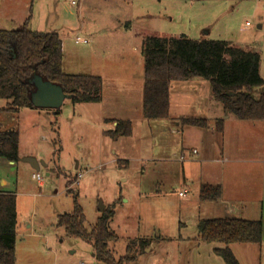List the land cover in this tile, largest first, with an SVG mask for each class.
<instances>
[{
    "label": "rangeland",
    "instance_id": "obj_1",
    "mask_svg": "<svg viewBox=\"0 0 264 264\" xmlns=\"http://www.w3.org/2000/svg\"><path fill=\"white\" fill-rule=\"evenodd\" d=\"M75 3L0 0V29L11 25L8 19L18 20L25 11L31 23L28 30L55 28L61 34L65 67L73 68L75 75L101 67L103 71H116L117 77L110 80L130 84L133 78L137 85L140 75L144 79L142 51L149 37L185 34L193 40L226 41L260 55V76L264 80V0ZM111 19L119 21L118 28L111 25ZM82 25L86 31L79 34ZM78 37L80 42L76 44ZM138 59H142L141 64ZM142 88L144 91V85ZM128 91H120L123 99H127ZM253 95L259 99L264 87L254 89ZM110 99L73 104L68 98L60 109L34 107L11 116L0 112V130L18 133L21 157L37 154L47 166L39 172L45 182V187L39 189L27 164L16 162L10 167L0 159V177L4 175L13 186L18 181L19 192L38 195L18 197L22 233L17 238L16 264H103L95 259L91 245L67 237L64 229L57 227L59 216L72 213L74 197L83 209L88 231L103 214L100 203L106 209L115 204L109 227L119 240L109 244V251L117 261L127 257L131 259L128 264H224L213 252L223 248L222 244L198 240L195 218H204L205 210H196V206L207 204L200 201L199 189L184 185L183 169L190 163L194 141L187 133L181 135L182 127L175 130L167 120H146L142 113L143 92L137 103L119 106ZM122 118H131L132 135L114 141L105 133L114 131V122ZM251 136L262 149L257 155L264 160V128L248 135L247 141ZM181 157L185 162L179 161ZM164 158L169 162H158ZM77 164L80 167L76 168ZM80 172L85 175L78 179ZM239 174L249 189L251 185L263 187L260 197H264V164L243 165ZM180 193L186 197H180ZM153 244L155 247L147 252ZM230 247L239 257L241 246ZM243 264L258 262L245 260Z\"/></svg>",
    "mask_w": 264,
    "mask_h": 264
},
{
    "label": "trees",
    "instance_id": "obj_2",
    "mask_svg": "<svg viewBox=\"0 0 264 264\" xmlns=\"http://www.w3.org/2000/svg\"><path fill=\"white\" fill-rule=\"evenodd\" d=\"M202 1V0H190ZM143 117L165 120L169 117L170 85L196 79L207 81L213 99L223 107L224 114L235 115L242 121H264V95L256 99L253 91L264 87L260 76V55L233 46L226 41L193 40L185 35L178 38L149 37L144 42ZM38 75L44 81L58 85L73 104L100 103L103 82L98 76L69 75L63 71V42L57 33L33 32L26 26L15 31L0 30V101L7 102L2 110L18 114L34 108L30 83ZM183 125L208 128L205 120L186 119ZM223 121L216 130L223 131ZM114 141L131 137L132 123L117 122L114 131L106 132ZM7 136L8 139H5ZM18 133H0V158L18 159ZM219 185H204L200 200L215 202L221 198ZM115 204L106 209L91 231L85 228L86 218L77 197L71 214L61 215L57 227L67 237L82 240L92 246L94 257L103 264H128L129 258L117 261L109 244L118 242L110 230L115 216ZM17 201L13 195L0 194V264H16ZM198 240L224 247L214 250L225 264H240L230 245L261 244L262 221L237 218L201 220L197 226ZM129 251V250H128Z\"/></svg>",
    "mask_w": 264,
    "mask_h": 264
},
{
    "label": "crops",
    "instance_id": "obj_3",
    "mask_svg": "<svg viewBox=\"0 0 264 264\" xmlns=\"http://www.w3.org/2000/svg\"><path fill=\"white\" fill-rule=\"evenodd\" d=\"M102 2H111V0H100ZM205 1V0H202ZM198 2V1H192ZM11 22V25L7 28H1L3 31H15L23 28L24 26L31 24L29 18L25 16V11L22 12L18 20L8 19ZM112 26L118 28L119 21L110 20ZM42 28L33 31V32H43V33H57L59 36L60 33L57 32L55 28H50V30H41ZM79 34L86 31L85 25H82L79 29ZM209 32H207V35ZM185 35L181 34L180 36ZM178 36V37H180ZM189 37L188 35H185ZM176 36L170 37H162V38H178ZM61 38V37H60ZM161 38V37H158ZM190 38V37H189ZM192 39V38H191ZM63 42V71L66 74H74L77 73L73 68L65 67V48L64 41ZM105 49V48H104ZM104 49L102 52H104ZM133 51L137 52L138 50L134 47ZM117 53V52H116ZM142 59H138L141 64ZM94 72H90L89 74H85L88 76H98L102 79L103 89H102V101L104 103L106 98H111L110 100L119 106L125 104H132L133 101L137 99H142V92L144 85V79L140 75L138 81V85L135 84L137 80H133L132 83L127 84V82L119 81L114 79V81L110 80V77H117L116 71L112 70H104L101 67H97L93 70ZM79 73V72H78ZM75 75V74H74ZM144 77V75H143ZM143 81L142 86L141 82ZM106 82H110L106 86ZM128 89V93L125 95L127 99H123V93L120 91ZM108 91V92H107ZM188 91H195L193 95L186 94ZM107 92V93H106ZM2 104H6L7 102L0 101V112L6 106H1ZM217 103L211 94L210 86L207 81H202V79H196L189 82H174L170 85V109H169V117L165 120L171 122L176 129H180L182 127L180 133L182 136L187 133L188 137L191 138L195 143V148L190 151L191 160L186 168L183 169L184 175V185L187 187H194L196 189L201 190L204 185H219L221 187V198L215 202H206L205 206L199 205L196 206V210H205L204 218L196 217V225L198 226L201 220H213V219H229V218H237L249 221H262L263 224V235H262V243L261 244H235L240 245L239 249V257H245V260L251 262H258V264H264V197H260L263 195V187L258 188L256 186L251 185L250 189L248 186L241 181L239 169L243 165H252L259 166L264 164V160L261 159L260 155L257 153L261 152V147H258L255 142H253V137L248 138V135H253L260 128H264V121H242L239 120L235 115H225L223 111V107L217 105ZM23 110V109H22ZM5 113V112H3ZM143 113V111H142ZM21 114V111L18 113ZM14 114V115H18ZM62 114V113H61ZM13 114L7 113L6 116H11ZM59 116L58 118H60ZM57 118V119H58ZM111 118H107L109 120ZM186 119H197V120H205L208 122V128H197L186 126L182 124V121ZM8 122V119L4 120ZM121 121H132L131 118H122ZM223 121V131L218 132L216 130V122ZM115 125L116 122H114ZM132 123V122H131ZM169 124V123H167ZM166 127V126H165ZM188 128V129H187ZM0 133L7 135L13 134L11 130L1 131ZM5 139H8L7 136H4ZM184 143V142H183ZM18 159L16 161H9L7 158H0L2 160H6L7 165L10 167L16 166V162H23V158L21 157V148L18 146ZM116 152H113L115 154ZM26 158H34L39 163H43L42 158H39L37 154L30 153L26 155ZM186 160V159H185ZM180 161V162H185ZM111 161H116L113 159ZM160 163L169 162L168 159L164 158L159 160ZM30 167L28 163L23 162ZM218 166V167H217ZM45 166V164L43 165ZM41 167V170L42 168ZM80 167L77 164L76 168ZM31 170H33L31 168ZM29 172V171H28ZM38 171H34L31 173L33 175ZM40 172V171H39ZM83 173V172H80ZM85 173H83L84 177ZM49 176V175H47ZM82 177V178H83ZM32 178V177H31ZM33 180V179H32ZM35 181V180H33ZM37 182V181H36ZM38 183L39 189L45 187L44 180ZM19 183L16 181V184L13 186L9 182V180L2 175L0 177V194L5 195H13L16 197L17 201V215L19 209V200L18 197H28V198H36L37 194L27 193V192H19ZM200 198V197H199ZM201 201V200H200ZM202 202V201H201ZM203 206V207H202ZM216 215V216H214ZM181 226H186V224H181ZM21 224L18 218V226H17V238L19 234H21ZM182 239V238H180ZM183 240V239H182ZM195 243L199 246V241L194 238ZM232 246V245H230ZM155 246L151 245V248L147 250L150 252ZM231 248V247H229ZM219 249V248H216ZM213 249V252L214 250ZM237 260L240 264H243L245 260H241L242 258L238 257L237 252L231 249ZM244 259V258H243ZM225 264V263H224Z\"/></svg>",
    "mask_w": 264,
    "mask_h": 264
},
{
    "label": "water",
    "instance_id": "obj_4",
    "mask_svg": "<svg viewBox=\"0 0 264 264\" xmlns=\"http://www.w3.org/2000/svg\"><path fill=\"white\" fill-rule=\"evenodd\" d=\"M30 83L35 88V91L31 94V103L35 108L60 109L64 101L69 98L60 86L44 81L38 75H35ZM22 161L28 163L34 171L38 172L41 171V167L44 165L34 158H26ZM105 209L103 203H100V211L104 212Z\"/></svg>",
    "mask_w": 264,
    "mask_h": 264
},
{
    "label": "built area",
    "instance_id": "obj_5",
    "mask_svg": "<svg viewBox=\"0 0 264 264\" xmlns=\"http://www.w3.org/2000/svg\"><path fill=\"white\" fill-rule=\"evenodd\" d=\"M69 1H70L73 5L76 4V3H75L76 0H69ZM79 42H80V38L78 37V38L76 39V44H79ZM84 43H87V41H84ZM184 160H185L184 157H181V158H180V161H184ZM82 177H83V173H79V174L77 175V178H78V179H81ZM32 179L35 180V181H37V182H40V183L43 181V178H42V176L40 175L39 172L34 173V174L32 175ZM179 196L185 198V197H186V194H185V193H180ZM80 264H84V263H80Z\"/></svg>",
    "mask_w": 264,
    "mask_h": 264
}]
</instances>
